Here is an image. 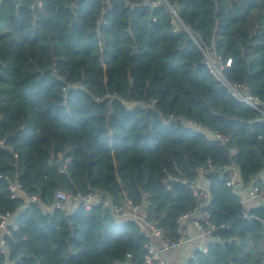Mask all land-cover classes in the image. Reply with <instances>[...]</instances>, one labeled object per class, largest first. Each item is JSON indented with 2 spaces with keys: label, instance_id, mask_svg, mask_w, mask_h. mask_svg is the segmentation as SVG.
<instances>
[{
  "label": "trees",
  "instance_id": "obj_1",
  "mask_svg": "<svg viewBox=\"0 0 264 264\" xmlns=\"http://www.w3.org/2000/svg\"><path fill=\"white\" fill-rule=\"evenodd\" d=\"M40 2L0 0V216L17 224L0 264H145L141 224L100 204L52 211L57 191L149 201L174 240L199 208L221 242L189 264H264V205H243L225 172L244 188L264 173V116L228 86L264 103V0ZM202 179L196 198L188 184ZM15 182L37 200L12 199Z\"/></svg>",
  "mask_w": 264,
  "mask_h": 264
},
{
  "label": "built area",
  "instance_id": "obj_2",
  "mask_svg": "<svg viewBox=\"0 0 264 264\" xmlns=\"http://www.w3.org/2000/svg\"><path fill=\"white\" fill-rule=\"evenodd\" d=\"M104 7L107 6L108 0H103ZM38 8H42L40 0H38ZM106 8H104L103 13H106ZM176 18L179 19L177 14ZM179 21V20H178ZM175 22V21H174ZM214 57L208 51L205 53V64L209 67L210 73L215 75L217 79L225 82L222 75V70L224 65L217 60V63L213 60ZM230 61L226 64L228 67ZM230 91L234 96L241 102L246 103L254 110L258 111L262 116H264V103L258 98L254 97L249 89L244 85H228ZM139 105V103H136ZM184 125L191 127L196 131H202L211 138L222 142L225 144L228 142V138L223 137L221 134L210 131L201 127L200 125L182 120ZM209 168H212L209 165ZM227 173V186L232 189V192L240 197L241 203L247 205L250 202L258 203L264 205V173L258 177H255L249 187L247 192V197H243L239 189V173L237 170L232 168L225 169ZM200 173L204 174L205 169L200 168ZM203 177V175H202ZM208 184L209 181L202 179L197 182H191L188 184L190 190L193 192L196 198L202 196L201 188L204 184ZM10 193L12 199H22L25 203L34 202L37 197H30L26 191L22 189V186L15 182L10 186ZM148 196V195H147ZM102 205L111 211L114 218L119 221L133 219L137 221L143 227V233L146 237L145 244V264H175L172 261L167 260L166 256L179 251L182 248L190 247V251L186 255L187 263L194 261L198 253L207 254L209 249V244L212 242H221V239L215 237V232L218 227L210 222V216L207 212L196 208L187 214L182 215L178 219V229L177 234L179 238L174 240L166 236L163 231L158 227V224L148 221V208L149 201H146L143 205H134L131 201L126 200L124 204L117 205L113 204L111 200L105 195L98 192H89L83 194L74 191H57L55 193L52 211H62L67 215L75 210L77 206H82L83 208L89 210L95 205ZM244 218L249 219V215L244 213ZM194 227L195 233L191 234L190 229ZM16 230L17 224L12 219L10 213L0 216V253L6 254V242L5 235L10 233V230ZM128 259H131V255H128ZM130 262L128 261V264ZM10 264V263H4Z\"/></svg>",
  "mask_w": 264,
  "mask_h": 264
},
{
  "label": "crops",
  "instance_id": "obj_3",
  "mask_svg": "<svg viewBox=\"0 0 264 264\" xmlns=\"http://www.w3.org/2000/svg\"><path fill=\"white\" fill-rule=\"evenodd\" d=\"M239 189H240L242 196L247 197L248 188L242 187L239 182ZM190 232L191 234L195 233V229L193 226L191 227ZM189 251H190V247H185V248L180 249L179 251H176L172 254L167 255L166 258L167 260L172 261L175 264H188L186 260L187 258L186 255Z\"/></svg>",
  "mask_w": 264,
  "mask_h": 264
},
{
  "label": "water",
  "instance_id": "obj_4",
  "mask_svg": "<svg viewBox=\"0 0 264 264\" xmlns=\"http://www.w3.org/2000/svg\"><path fill=\"white\" fill-rule=\"evenodd\" d=\"M14 1V0H10ZM66 164V157L63 156L62 159L59 162H53L52 165L56 168H59L60 170H63ZM171 183H174V180L170 181Z\"/></svg>",
  "mask_w": 264,
  "mask_h": 264
},
{
  "label": "rangeland",
  "instance_id": "obj_5",
  "mask_svg": "<svg viewBox=\"0 0 264 264\" xmlns=\"http://www.w3.org/2000/svg\"><path fill=\"white\" fill-rule=\"evenodd\" d=\"M174 21H175V19H174ZM176 21L179 22V21L177 20V18H176ZM213 60L217 63V60H216L215 58H214Z\"/></svg>",
  "mask_w": 264,
  "mask_h": 264
}]
</instances>
